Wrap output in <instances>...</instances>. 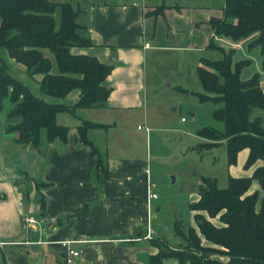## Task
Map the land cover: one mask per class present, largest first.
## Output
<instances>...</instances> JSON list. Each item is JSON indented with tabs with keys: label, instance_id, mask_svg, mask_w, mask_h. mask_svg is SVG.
Listing matches in <instances>:
<instances>
[{
	"label": "crops",
	"instance_id": "crops-1",
	"mask_svg": "<svg viewBox=\"0 0 264 264\" xmlns=\"http://www.w3.org/2000/svg\"><path fill=\"white\" fill-rule=\"evenodd\" d=\"M181 1L182 4L176 1L153 4V0L70 2L80 9L75 20L92 41L89 46H73L70 50L112 63L111 72L103 80V85L111 91L102 105L56 113V122L68 128L67 139L49 141L45 129L40 131L33 178L25 170L21 153V149L29 148L17 145L12 133L5 130L8 123L18 120L7 116L12 103L6 100L0 110V264H149L148 256L158 250L149 239L159 236L154 234L152 225L156 213L155 198L149 196L154 191L147 171L148 149H144V144H148L143 135L140 140L131 141V146L123 134L109 135L107 130L115 122L102 120L99 112L134 104L144 108L145 57L150 47L155 46L156 33L174 37L200 35L220 42L222 37L213 34L207 21L211 16H221L219 10L222 14L224 0L217 6L212 0ZM160 4L164 5L163 11L149 13ZM246 40L225 43L240 47ZM43 52L50 59V71L57 73L55 60L47 53L50 51ZM111 52L115 56L112 62ZM24 70L28 74L26 67ZM249 74L247 71L243 76ZM30 77L38 83L41 74ZM261 86L264 88L262 83ZM30 91L47 102L68 107H73L79 98L78 89H72L62 98L43 95L39 84L38 89L34 87ZM83 120L106 124L86 131L102 158L105 155L102 164L81 138L78 125ZM122 132L127 134L126 130ZM243 150L246 158L247 149ZM258 164H264V159ZM35 180L43 183L39 189L45 201L43 214L36 198ZM262 197L264 191L259 190L257 208ZM27 215L35 218L30 227L23 226L22 219ZM78 238L83 241L72 242L70 246L79 253L67 255L60 241ZM177 263L175 257L161 261V264Z\"/></svg>",
	"mask_w": 264,
	"mask_h": 264
},
{
	"label": "trees",
	"instance_id": "trees-1",
	"mask_svg": "<svg viewBox=\"0 0 264 264\" xmlns=\"http://www.w3.org/2000/svg\"><path fill=\"white\" fill-rule=\"evenodd\" d=\"M163 8L164 5L161 11ZM79 12L70 2L0 0V45L6 48L8 56L22 63L30 76L41 74L38 84L43 95L62 98L72 89L79 90L73 107L47 102L16 79L0 58V110L9 99L12 105L7 116L18 120L8 123L5 130L12 133L13 141L20 147L39 151L42 129L49 141L55 138L66 141L68 128L56 122V113L102 105L110 94L111 89L103 85V80L113 64L70 50L73 46L92 44L89 37L77 32L82 28L75 20ZM207 23L214 35L236 42L247 38V48L258 46L264 71V0H224L221 16H211ZM207 46L221 49L223 57L199 58L197 77L204 92H199L198 98L201 102L219 104L213 116L223 122L224 128L218 131L203 126L198 130L199 135L213 145L224 143L228 165L236 164L239 152L247 149L243 167L252 170L249 175H229L223 188H218L214 180L204 178L199 198L191 205L199 211L193 217L195 226H187L184 231L178 223L173 224L175 234L184 240V245L169 250L162 248L164 240L150 238L149 242L158 250L148 256L149 264H161L166 257L177 258V264H264V197L257 208L259 190L264 191V164H258L264 159V116L261 114L264 88L257 72L243 76L250 65L248 58L232 60L233 51L225 52L213 38ZM44 49L52 53L57 73L50 71L51 62L44 55ZM96 126L106 124L83 120L78 130L84 143L91 146V154L102 164L105 155L102 158L86 135L88 128ZM42 185L41 181L35 182L41 214L45 207L39 191ZM253 185L256 187L252 188ZM26 192L23 191V196ZM216 216L220 225L209 219ZM202 238L210 245L203 244Z\"/></svg>",
	"mask_w": 264,
	"mask_h": 264
},
{
	"label": "rangeland",
	"instance_id": "rangeland-1",
	"mask_svg": "<svg viewBox=\"0 0 264 264\" xmlns=\"http://www.w3.org/2000/svg\"><path fill=\"white\" fill-rule=\"evenodd\" d=\"M163 1L165 4L173 1L181 4L183 2L153 0V4ZM212 1L214 6H217L221 0ZM162 5L154 7L149 13L161 12ZM219 12L218 14L221 15V10ZM77 32L85 36L82 28ZM155 36V46L150 47L145 57L146 80L142 91L144 108L134 104L131 107L118 108V110L101 109L99 113L102 120L115 122V126L107 130L109 135L123 134L128 146H131V141L135 138L140 140V135H143L142 139L147 141L148 146L144 144L145 151L148 149L145 152L147 171L150 175L151 191H154L151 193L156 195L154 200L156 216L152 220V225L154 234L159 236L157 239H152L164 240L161 244L162 248L170 250L184 245V240L175 234L174 222L178 223L177 225L184 231L187 226H195L193 217L199 211L192 209L191 205L199 198V189L202 187L204 178L214 180L218 188H223L227 186L229 175H249L252 168L243 167L246 150L239 152L236 164L228 165L224 143L219 142L213 145L198 132L203 126L212 127L218 131H223L224 128L223 122L213 116V110L219 104L199 100L198 93L204 90L197 77L199 58L220 59L223 57V51L207 46L211 38L203 39L200 35L174 37L165 33H156ZM215 36L222 37L220 42L214 37L213 40L225 52L233 51L232 60L246 58L250 60V65L244 73L257 72L264 86V71L261 69L259 47L247 48L248 40L240 47L229 46L225 42H237L222 35ZM47 51L48 49H45V52ZM47 53L54 61L52 54ZM0 58L4 60L8 71L29 90H34V87L38 89V83L25 73V66L10 58L3 45H0ZM53 67L56 69L54 62ZM262 113L264 116V111ZM65 114L72 117V114ZM125 130L127 134L122 132ZM209 219L214 224L220 225L217 216ZM177 242L180 244H173ZM202 243L210 245L203 238ZM220 259L224 260L225 257Z\"/></svg>",
	"mask_w": 264,
	"mask_h": 264
},
{
	"label": "built area",
	"instance_id": "built-area-1",
	"mask_svg": "<svg viewBox=\"0 0 264 264\" xmlns=\"http://www.w3.org/2000/svg\"><path fill=\"white\" fill-rule=\"evenodd\" d=\"M149 196L153 197V198L156 197L155 193H151ZM22 220H23V226L24 227H30V225L35 222V218L32 215H27V216L23 217ZM75 241H83V240L78 238V239H70V240L60 241L61 247L63 248L64 252L69 256L70 255L75 256L79 253L78 250H75L70 246L71 243L75 242Z\"/></svg>",
	"mask_w": 264,
	"mask_h": 264
},
{
	"label": "water",
	"instance_id": "water-1",
	"mask_svg": "<svg viewBox=\"0 0 264 264\" xmlns=\"http://www.w3.org/2000/svg\"><path fill=\"white\" fill-rule=\"evenodd\" d=\"M111 54L112 57H109V61L112 62L115 60V56H113L114 55L113 52H111ZM21 153L24 155V159H25V170L27 174L32 177L34 175L33 165L35 160L37 159V152L31 149H21Z\"/></svg>",
	"mask_w": 264,
	"mask_h": 264
}]
</instances>
